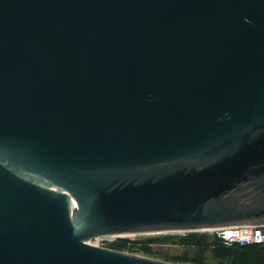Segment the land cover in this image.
<instances>
[{
    "label": "water",
    "instance_id": "95a60500",
    "mask_svg": "<svg viewBox=\"0 0 264 264\" xmlns=\"http://www.w3.org/2000/svg\"><path fill=\"white\" fill-rule=\"evenodd\" d=\"M259 224L264 0H0V264Z\"/></svg>",
    "mask_w": 264,
    "mask_h": 264
},
{
    "label": "trees",
    "instance_id": "16d2710c",
    "mask_svg": "<svg viewBox=\"0 0 264 264\" xmlns=\"http://www.w3.org/2000/svg\"><path fill=\"white\" fill-rule=\"evenodd\" d=\"M154 245L178 247L176 253L158 251V255L178 264H264V244H228L216 231L162 233L135 240L119 237L110 248L154 254Z\"/></svg>",
    "mask_w": 264,
    "mask_h": 264
},
{
    "label": "built area",
    "instance_id": "2783aa9c",
    "mask_svg": "<svg viewBox=\"0 0 264 264\" xmlns=\"http://www.w3.org/2000/svg\"><path fill=\"white\" fill-rule=\"evenodd\" d=\"M218 235L228 244L239 242L242 244H264V224L259 225H234L222 227L216 230ZM115 236L98 237L94 241H115ZM111 243V242H109Z\"/></svg>",
    "mask_w": 264,
    "mask_h": 264
},
{
    "label": "rangeland",
    "instance_id": "374dc122",
    "mask_svg": "<svg viewBox=\"0 0 264 264\" xmlns=\"http://www.w3.org/2000/svg\"><path fill=\"white\" fill-rule=\"evenodd\" d=\"M152 235H156V234L126 235V236H122L121 238H128V239L135 240L138 238H145V237L152 236ZM116 238H119V237H116ZM109 242H114V241H112V240L100 241V242H98L97 240L93 241L94 244L104 246V247H110L111 243H109ZM154 249H155L154 254H146V253H142V252H132V253L148 256V257H151L154 259L168 261L165 257L158 255V251H163V252H167V253H170V252L176 253L179 251L178 247L172 246V245H164V246L163 245H154ZM156 251H157V253H156ZM128 252H130V251H128Z\"/></svg>",
    "mask_w": 264,
    "mask_h": 264
},
{
    "label": "bare ground",
    "instance_id": "6f19581e",
    "mask_svg": "<svg viewBox=\"0 0 264 264\" xmlns=\"http://www.w3.org/2000/svg\"><path fill=\"white\" fill-rule=\"evenodd\" d=\"M94 240H91V242H93Z\"/></svg>",
    "mask_w": 264,
    "mask_h": 264
}]
</instances>
